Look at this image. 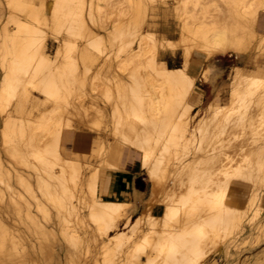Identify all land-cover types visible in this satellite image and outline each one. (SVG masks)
Returning <instances> with one entry per match:
<instances>
[{
	"label": "bare ground",
	"instance_id": "obj_1",
	"mask_svg": "<svg viewBox=\"0 0 264 264\" xmlns=\"http://www.w3.org/2000/svg\"><path fill=\"white\" fill-rule=\"evenodd\" d=\"M100 1L0 0V264H75L83 248L90 264H215L246 228L264 239V0ZM228 51L242 61L195 110V78ZM78 119L91 135L65 158ZM102 123L141 157L161 215L120 224L126 204L100 194L122 151ZM88 140L100 158L80 162Z\"/></svg>",
	"mask_w": 264,
	"mask_h": 264
},
{
	"label": "rangeland",
	"instance_id": "obj_2",
	"mask_svg": "<svg viewBox=\"0 0 264 264\" xmlns=\"http://www.w3.org/2000/svg\"><path fill=\"white\" fill-rule=\"evenodd\" d=\"M51 1V0H50ZM110 1H112V2H120L119 4H117V6H119L118 8H121V7H126V3H127V0H110ZM126 2V3H124V2ZM187 1V3H186V5H187V7L189 8V7H193V6H199V5H201V1L200 0H186ZM196 1V2H195ZM198 1V2H197ZM203 1V0H202ZM104 2V3H103ZM100 4L103 6V9L102 10H104L105 9V4H106V1H103V0H101L100 1ZM128 4V3H127ZM125 5V6H124ZM189 5V6H188ZM4 12H6L5 10H4ZM117 17L118 18H115L116 19V22H118V21H120V20H122V19H125V18H128L126 15H122V16H119V15H117ZM122 17V18H121ZM118 19V20H117ZM5 21H6V19H5V16H2V17H0V26H3L4 24H5ZM112 24H113V22H112ZM9 26H15V24H13V23H10V24H8ZM1 28V27H0ZM162 30L163 31H165V29L162 27ZM165 33V35H166V37H167V39L168 38H174V37H176V34L175 33H173V31H171V32H167V31H165L164 32ZM80 40H82V39H80ZM170 49V48H169ZM172 49V48H171ZM170 49V50H171ZM183 48H182V45H178L177 46V51L179 50V51H181ZM235 53V55H239V57H240V62L242 61V56L239 54V53H236V52H234ZM207 64H209V62H207ZM208 68H209V66H208ZM228 70H229V68H227V69H225V73L223 72V74H220V73H218V78H217V81L215 82L214 81V75L216 74V73H213V72H211V70L209 69L207 72H205V74L204 73H201L200 74V76H198V77H196L195 78V84H194V90L192 91V95L193 96H198V98H199V102H197L196 104H195V106H194V108H195V110H199V112H202L205 108H206V106H207V104H208V102H209V100H210V98H211V96L213 95V92L215 91V89L219 86V85H221V84H223V82H225V81H227L228 80V78H227V73H228ZM257 73V72H256ZM255 73V74H256ZM257 74H259L260 75V73H257ZM264 75V74H263ZM199 81H201V82H199ZM204 81V82H203ZM200 84V85H199ZM206 85V86H205ZM191 99V98H190ZM104 101H106V99H103ZM192 100V99H191ZM109 105H110V103H108ZM109 110H111V108H109ZM111 117H112V115H110ZM87 127V125L85 124V120H83V119H78V120H76V127H75V129H71L70 131H71V133H69V135H67V137L66 136H64V138L62 139V141H61V146L64 148V149H62V150H64V151H66V152H64V155H65V158H69V157H73L74 155H73V144H74V138L76 137V135H77V138H76V141H75V144H80V141H81V137L83 136V135H91V130L92 129H89V132L85 129V130H83V128H86ZM97 127V128H96ZM99 127V128H98ZM82 129V130H81ZM99 131V132H98ZM93 132L94 133H97V135H98V137H102L103 138V140H105V144L107 145V150H108V148L110 147L111 148V143H110V141L113 143V141L116 139V137L113 135V133L110 131V129H108V124H105V123H102V125H97V126H94V130H93ZM82 136H81V135ZM66 135V134H65ZM109 136V137H108ZM111 136V137H110ZM89 137V136H88ZM90 139V138H89ZM110 140V141H109ZM89 141V140H88ZM116 143H118V141H117V139H116V141H114V143L112 144V148L111 149H109L108 150V152L110 151V152H112L113 150H116V149H119L118 148V146H121V148H120V150H122L121 151V154H120V157H119V162L117 163V166L116 167H106L105 168V171H104V173L101 175V178L99 179V182H98V187H100L99 188V192H100V194H102V196L103 197H105V198H107L106 197V194H105V192H104V176H105V173H106V171L107 170H109V169H123L124 167H125V164L127 163V162H129V163H131V162H136V163H139V164H141L142 165V163H141V157L139 156V154H137V153H135L134 151H132L131 149H129V145H124V144H122V145H120V143H118L117 145H114V144H116ZM90 141L86 144V146L85 147H81V149H75V151H77V152H79L81 155H83V156H80L79 158H80V162H83L84 160H86V158H88V156L91 154V158L93 159V157H94V159L93 160H99L98 158H100V155H99V152H98V150L96 151V149H98V145L97 146H95L94 148H96L95 150H94V148H93V151L92 150H90ZM110 144V145H109ZM61 147V148H62ZM125 147V148H124ZM66 149V150H65ZM68 152V153H67ZM97 152H98V154H97ZM85 153V154H84ZM86 154H87V156H86ZM99 155V156H98ZM67 156V157H66ZM86 158H85V157ZM98 156V157H97ZM83 157L85 158V159H83ZM77 158V157H76ZM78 158V159H79ZM89 159V158H88ZM120 164V165H119ZM19 164H17V167H21V169H22V167H24L23 169L24 170H26V171H28V170H30V168L29 169H26L25 167L26 166H22V165H20V166H18ZM143 166V165H142ZM121 167V168H120ZM143 168H144V166H143ZM146 169V168H145ZM147 170V169H146ZM31 172H33V170L31 169L30 170ZM148 172V171H147ZM34 173V172H33ZM149 174V173H148ZM149 176H150V174H149ZM102 187V188H101ZM20 189H21V187H20ZM101 189V190H100ZM242 195V194H241ZM118 200H123V199H118ZM153 200H154V196H153ZM156 203V202H155ZM126 204V203H125ZM130 204L128 205V204H126V206H125V208H124V210H123V212H122V215H121V218H120V224H122V222L124 221V219L126 218V216H128V214H129V217L128 218H130V220L131 221H134V220H136L138 217H140V216H142L140 213H138V212H136V213H134L132 216H131V214H130V212H131V208H130ZM128 207H129V209H128ZM55 215V213L53 212V216ZM124 215V216H123ZM135 216V217H134ZM131 217H132V219H131ZM55 219L57 218L56 217V215H55V217H54ZM134 219V220H133ZM18 220V219H17ZM123 220V221H122ZM18 222V221H17ZM16 222V223H17ZM18 224V223H17ZM20 226L22 227V228H24V226H23V224L22 223H20ZM248 226V225H247ZM246 226V227H247ZM249 227V226H248ZM82 231V229L81 228H79V232H81ZM255 234H256V231H255V229H248V228H246L245 229V231L243 232V234H241V235H239V238H240V240H241V238H242V240H243V238H244V240L242 241V243L241 244H239V245H230L229 246V248H228V254H226L227 253V241L225 240V242H222L214 251H212L211 252V256L214 258V262H215V264H236V262H237V264H250V263H252L254 260H255V258L257 257V255L259 254V252H261L262 250H264V239H262L261 241H258L257 243H256V241L254 242V240L256 239L255 238ZM249 235V236H248ZM247 236V237H246ZM247 239H246V238ZM249 237V238H248ZM245 240H247V242L245 241ZM252 242H253V244H252ZM260 242V243H259ZM240 243V242H239ZM246 243V244H245ZM254 245V246H253ZM236 248H235V247ZM239 246H241V247H239ZM253 246V247H252ZM255 248V249H254ZM260 248V249H259ZM239 250V252H238V250ZM247 249V250H246ZM257 249V250H256ZM243 250V251H242ZM81 251H82V248H81ZM56 252L57 253H62V251H61V249H59V248H57L56 249ZM216 252V253H215ZM250 252V253H249ZM81 253H83V254H81V257L83 258V260H82V258L80 257L79 259L80 260H77V261H79L78 263H80V261H81V264H85L84 262H86L87 264H90V256L88 255V252H85L84 253V248H83V252H81ZM120 253H122V252H120ZM232 254V256H230L231 254ZM255 253V254H254ZM87 254V255H86ZM225 254H226V256H225ZM85 255V256H84ZM118 255V254H117ZM116 255V256H117ZM250 255H251V257H250ZM85 257V259H84V257ZM88 256V257H87ZM245 256H247V258L245 257ZM124 257V253H123V255H121L120 256V258L122 259ZM226 259H225V258ZM233 257V258H232ZM233 260H232V259ZM237 259H239V260H237ZM245 259V260H244ZM246 259H248V261L245 263V261H246ZM85 260V261H84ZM77 261H75V264L77 263ZM89 261V262H88ZM239 261V262H238ZM241 261V262H240ZM77 263V264H78ZM257 264V263H256Z\"/></svg>",
	"mask_w": 264,
	"mask_h": 264
},
{
	"label": "crops",
	"instance_id": "obj_3",
	"mask_svg": "<svg viewBox=\"0 0 264 264\" xmlns=\"http://www.w3.org/2000/svg\"><path fill=\"white\" fill-rule=\"evenodd\" d=\"M168 53H169L167 57L168 61L170 63L180 65L181 63L180 57H178L177 55H175L170 51H168ZM240 60L241 59L238 54L235 55L234 51H228L225 53L215 55L214 57L207 60L206 64L209 61V64H207L209 66V69L211 70V72L216 73L214 75V81L216 82L219 76L218 73L223 74L225 69L230 68L234 64L240 63ZM195 63L196 64L194 65V67L196 68V71L202 70L203 62L196 61ZM195 73H199V72H195ZM198 76H200V74H198ZM215 96L216 95L213 93V95L210 98V101L212 100L214 102L218 101L217 99H215ZM194 100L195 103L199 102L198 96L195 97ZM152 184H153V180L149 176L147 170L143 168L141 164L136 162H131V163L127 162L123 169H109L106 171L104 176V192L106 194V197L112 200L123 199L122 201H124V203L126 204L130 203L131 216L136 212L140 214H144L145 210H147V205L148 207L152 206L151 209L155 213V215L162 214L163 212L162 204L152 203L153 202ZM146 203H150L152 205ZM128 217L129 215L126 216L125 220Z\"/></svg>",
	"mask_w": 264,
	"mask_h": 264
}]
</instances>
